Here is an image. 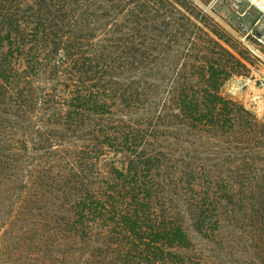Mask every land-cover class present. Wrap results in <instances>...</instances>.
Segmentation results:
<instances>
[{"label":"trees","instance_id":"16d2710c","mask_svg":"<svg viewBox=\"0 0 264 264\" xmlns=\"http://www.w3.org/2000/svg\"><path fill=\"white\" fill-rule=\"evenodd\" d=\"M246 61L192 0H0V264H214L185 219L244 212L264 237V119L221 92Z\"/></svg>","mask_w":264,"mask_h":264},{"label":"rangeland","instance_id":"374dc122","mask_svg":"<svg viewBox=\"0 0 264 264\" xmlns=\"http://www.w3.org/2000/svg\"><path fill=\"white\" fill-rule=\"evenodd\" d=\"M192 1L214 19L223 33L228 34L236 52L247 60V71L228 80L221 89L222 95L241 103L264 119V64L235 42L232 36L233 32L240 34L264 54V43L253 37V32H264V19L259 18L245 0ZM260 39L264 42V36ZM237 215L238 222L225 224L220 237L208 242L196 235L191 222L185 219L187 233L198 250L196 254L209 258L214 264H264V248L261 245L264 237L240 220L248 212Z\"/></svg>","mask_w":264,"mask_h":264},{"label":"built area","instance_id":"2783aa9c","mask_svg":"<svg viewBox=\"0 0 264 264\" xmlns=\"http://www.w3.org/2000/svg\"><path fill=\"white\" fill-rule=\"evenodd\" d=\"M245 2L250 7H252L255 10V12H257L259 18L264 19V0H245ZM232 36L244 49H246L254 58H256V60L264 64V54H262L255 45L251 44L249 41L246 40L245 37L241 36L238 33L233 32ZM261 36H264V32L262 33L253 32V37L259 43H264L260 39Z\"/></svg>","mask_w":264,"mask_h":264}]
</instances>
